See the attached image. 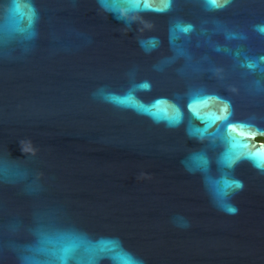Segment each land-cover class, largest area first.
<instances>
[{
    "label": "water",
    "instance_id": "1",
    "mask_svg": "<svg viewBox=\"0 0 264 264\" xmlns=\"http://www.w3.org/2000/svg\"><path fill=\"white\" fill-rule=\"evenodd\" d=\"M159 6L0 0V264H264V0Z\"/></svg>",
    "mask_w": 264,
    "mask_h": 264
},
{
    "label": "snow or ice",
    "instance_id": "2",
    "mask_svg": "<svg viewBox=\"0 0 264 264\" xmlns=\"http://www.w3.org/2000/svg\"><path fill=\"white\" fill-rule=\"evenodd\" d=\"M156 3H158L160 6L154 8V11L157 12H164L167 11L169 6L172 3V0H156ZM206 3L211 7V8H222L228 3H230V0H206ZM144 7H149L148 4H145ZM176 28L181 32V33H187L191 31V26L186 25H177ZM262 33H264V27H261L259 29ZM249 67H252L249 65ZM144 88H148V84L142 85ZM193 103L189 105V107L192 109V113L194 116L199 117L202 120H210L211 124H215L216 121H220V125L217 128L216 133H212L211 136L215 137L220 134L221 129H227L231 126V107L230 104L227 101L221 100L220 101V106L218 108V114H215L211 117L208 116H202L200 113V109L204 107L205 105L208 104V100L204 99L200 94H194L193 97ZM145 111L150 112L154 116L158 118H165L167 119L170 123H178L180 120V111L179 109H176L174 106H166L164 102L157 100L153 105L151 109H144ZM154 110V111H153ZM202 132H207V125L203 130H199L196 135L202 134ZM222 139L225 140V142L229 144H233L235 142V138L232 140H228L226 137H221ZM246 143V142H244ZM249 156L257 160V164L260 167H264V157H261L259 153H250ZM238 158V154L235 152H230L227 156V162L231 164L235 159ZM239 187V185H236ZM112 247H116L115 242H112L111 244ZM125 257H122V259ZM127 264H137L136 261L132 260L131 257H126Z\"/></svg>",
    "mask_w": 264,
    "mask_h": 264
},
{
    "label": "clouds",
    "instance_id": "3",
    "mask_svg": "<svg viewBox=\"0 0 264 264\" xmlns=\"http://www.w3.org/2000/svg\"><path fill=\"white\" fill-rule=\"evenodd\" d=\"M228 210L231 211V212H235V211H236L235 208H230V209H228Z\"/></svg>",
    "mask_w": 264,
    "mask_h": 264
},
{
    "label": "flooded vegetation",
    "instance_id": "4",
    "mask_svg": "<svg viewBox=\"0 0 264 264\" xmlns=\"http://www.w3.org/2000/svg\"><path fill=\"white\" fill-rule=\"evenodd\" d=\"M258 140H259V141H264V139H263V138H259Z\"/></svg>",
    "mask_w": 264,
    "mask_h": 264
}]
</instances>
